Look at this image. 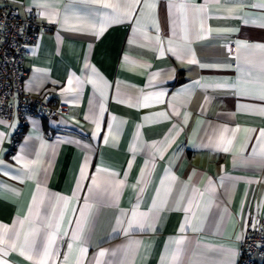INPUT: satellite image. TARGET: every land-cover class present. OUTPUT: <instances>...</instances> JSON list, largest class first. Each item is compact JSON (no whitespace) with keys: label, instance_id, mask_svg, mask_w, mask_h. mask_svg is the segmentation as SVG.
<instances>
[{"label":"crops","instance_id":"0c3cea01","mask_svg":"<svg viewBox=\"0 0 264 264\" xmlns=\"http://www.w3.org/2000/svg\"><path fill=\"white\" fill-rule=\"evenodd\" d=\"M5 2L54 24L24 88L68 111L17 147L0 117V264H236L264 219V0Z\"/></svg>","mask_w":264,"mask_h":264},{"label":"built area","instance_id":"2783aa9c","mask_svg":"<svg viewBox=\"0 0 264 264\" xmlns=\"http://www.w3.org/2000/svg\"><path fill=\"white\" fill-rule=\"evenodd\" d=\"M54 28V24L38 20L33 11L22 14L8 2L0 5V117L20 121L13 136L14 147L23 137L27 118H59L68 111L52 94L33 95L24 88V60L33 54L32 46L42 32ZM252 216L240 241L236 264H264V219L256 223Z\"/></svg>","mask_w":264,"mask_h":264},{"label":"snow or ice","instance_id":"6c2138e0","mask_svg":"<svg viewBox=\"0 0 264 264\" xmlns=\"http://www.w3.org/2000/svg\"><path fill=\"white\" fill-rule=\"evenodd\" d=\"M139 2H140V0H132V5L138 4ZM104 6L105 7H111L112 5L105 4ZM145 6H148L147 3H145ZM192 62H195V61H192ZM69 83H71V81ZM261 98L264 99V96H262ZM245 131H255V130H247L246 129ZM260 137L264 138V129L260 130ZM228 143H231V141L229 140ZM224 151H228V148H224ZM262 151H264V149H262ZM93 183H95V180L93 181ZM133 216H135V213H133ZM129 223L131 224V222H129ZM16 237H17V239L19 238V233H16ZM2 242H3V236H0V243H2ZM51 243H52V240L50 239L49 240V246L51 245ZM12 246L15 247V243H13ZM69 248H71V245H69ZM31 250H32V246H29V251H31ZM22 254H23V252H22ZM38 255H40V257H41V264H45V262L49 256V247L46 246L43 250V253L42 254L38 253ZM100 255H104V253L101 252ZM31 258L32 257L29 256V259H31Z\"/></svg>","mask_w":264,"mask_h":264}]
</instances>
